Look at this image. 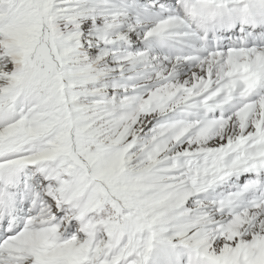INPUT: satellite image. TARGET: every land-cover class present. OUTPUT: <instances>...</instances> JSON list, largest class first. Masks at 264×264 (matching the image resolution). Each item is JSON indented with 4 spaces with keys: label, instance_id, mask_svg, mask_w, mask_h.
Segmentation results:
<instances>
[{
    "label": "snow or ice",
    "instance_id": "snow-or-ice-1",
    "mask_svg": "<svg viewBox=\"0 0 264 264\" xmlns=\"http://www.w3.org/2000/svg\"><path fill=\"white\" fill-rule=\"evenodd\" d=\"M0 264H264V0H0Z\"/></svg>",
    "mask_w": 264,
    "mask_h": 264
}]
</instances>
